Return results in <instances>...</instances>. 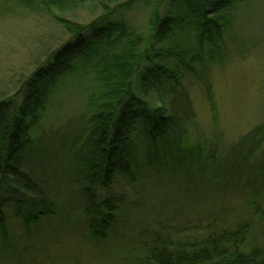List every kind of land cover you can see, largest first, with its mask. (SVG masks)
Segmentation results:
<instances>
[{
  "label": "trees",
  "instance_id": "16d2710c",
  "mask_svg": "<svg viewBox=\"0 0 264 264\" xmlns=\"http://www.w3.org/2000/svg\"><path fill=\"white\" fill-rule=\"evenodd\" d=\"M0 1L44 10L70 33V38L22 82L17 93L0 101V232L4 241L9 236L6 208L21 219L26 231L42 220L57 219L74 227L79 225L76 219H82L87 237L104 240L120 219L132 218L133 212L127 209L132 204L124 202L125 195L112 193L119 177L139 187L149 180L150 171L176 165L189 170L210 163L217 178L236 180L253 192V218L226 227L222 224L225 220L217 218L213 230L211 226L200 230L199 223L189 221L148 222L138 245L132 247L136 250L130 249L124 256L135 264H264V226L263 231L254 228L255 218H264V125L244 135L220 163L215 150L207 157L211 162L204 159L200 142L185 145L197 114L182 78L188 74L203 79L213 104L207 63L222 62L216 52L229 24L215 15L244 0H174L164 11L159 3L150 12L147 37L126 20L127 11L145 0ZM91 1L103 12L90 23L64 15ZM182 28L195 37L193 63L175 40ZM153 38L170 40L165 54L150 53ZM79 71L94 72L101 92L82 114L73 133L75 145L68 149L71 157L81 156L78 176L59 182L53 165L58 153L48 145L43 152V144L52 136L57 143L69 141L71 127L57 136L52 131L38 136L34 129L41 127L60 85ZM259 151L262 158L256 163ZM41 158L52 163L41 165ZM249 164L253 167L246 171ZM70 195H74L73 201ZM221 213L227 210L221 209Z\"/></svg>",
  "mask_w": 264,
  "mask_h": 264
},
{
  "label": "rangeland",
  "instance_id": "374dc122",
  "mask_svg": "<svg viewBox=\"0 0 264 264\" xmlns=\"http://www.w3.org/2000/svg\"><path fill=\"white\" fill-rule=\"evenodd\" d=\"M146 2L135 4L126 13L128 24L145 37L149 34L150 12L159 3L164 11L174 0ZM102 12L97 2L91 1L67 10L64 15L88 24ZM215 16L225 18L229 24L216 52L217 59L222 62L209 58L212 61L207 63L213 104L202 85L203 79L186 74L182 80L190 91L197 114L185 145L200 142L204 159L210 161L207 157L215 150L220 163L244 135L264 125V0H244ZM69 38L70 33L48 12L29 10L18 3L8 6L0 1V101L17 93L22 82L47 59L49 53ZM175 40L193 63L196 48L190 30H178ZM169 41L153 38L150 53L165 51ZM171 64L174 65V61ZM89 72L79 71L67 78V84L60 85L50 99L41 127L34 129L38 136L50 131L57 136L71 127L69 141L57 143L52 136L49 143L43 144V152L46 153L49 146L51 149L55 147L58 153L53 165L59 182L78 176L81 156L75 154L71 157L68 149L75 145L73 133L78 130L82 114L86 113L93 97L101 92L96 74ZM261 158L260 151L255 153L256 163ZM40 163L49 166L52 161L41 158ZM228 167L231 169V165ZM251 167L249 164L245 170L249 171ZM211 169L210 163L189 170L177 165L167 166L160 171L148 172L151 177L139 187L119 177L121 179L115 182L112 193L125 195L124 202L132 204L126 205L128 211L133 212L132 218L128 221L120 219L104 240L87 237L86 230L82 232V219H76L79 225L74 227L65 226L57 219L42 220L39 226L26 231L21 219L12 209L6 208L9 236L4 241L0 232V264H135L132 258L130 261V257L124 255L130 249L136 250L132 247L138 245L148 222L163 220L165 225L189 221L199 223L200 230L208 226L213 230L217 218L225 220L222 223L225 227L253 218L254 205L250 202L253 192L236 180L233 183L230 179L217 178V171L211 172ZM187 194L192 198L185 200L189 197ZM70 198L75 199L74 195ZM262 208L261 205L264 215ZM221 209L227 213L222 214ZM255 220L254 228L263 231L264 218L256 217Z\"/></svg>",
  "mask_w": 264,
  "mask_h": 264
}]
</instances>
